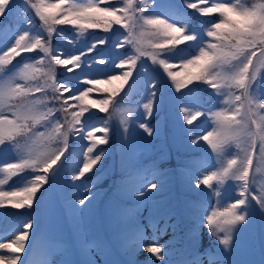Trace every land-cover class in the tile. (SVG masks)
<instances>
[{
    "label": "snow or ice",
    "instance_id": "obj_1",
    "mask_svg": "<svg viewBox=\"0 0 264 264\" xmlns=\"http://www.w3.org/2000/svg\"><path fill=\"white\" fill-rule=\"evenodd\" d=\"M152 2L156 8L160 7L156 0ZM22 3L24 7L20 9V16L25 30L17 34L11 45L0 51V149L11 146L18 153L15 161L0 165V209L33 208L34 203L38 202L37 193L45 185H50L59 174L60 170L57 169L49 175L53 165L68 151L69 136L88 142L81 166L72 176L73 180L82 179L101 162L106 150L96 149L98 145L109 143L108 121L104 122V126H91L95 114L87 117L85 114L90 113L91 109L107 113L115 97L123 90V85L133 79L134 72L137 75L147 73V66L143 63V59H147L163 69L177 93L189 89L190 85L203 83L214 90L213 94L224 105L215 111H192L184 107L180 110L185 114L184 120L188 125H193L200 117L211 122L210 127L199 133L195 129H186L192 144L206 142L216 157L217 166L194 181L195 189L202 190L203 186L219 197L221 187L229 181L235 182L237 199L223 210L216 208L209 211L204 206L192 217L193 231L206 226L208 235L223 246L225 254L230 255L235 247L234 234L240 230V226L249 222L252 202L264 213V190L253 192L250 189L254 159L258 157L257 171L264 168V94L260 92L264 87V77L258 79L260 68L264 67V3L247 5L241 0H213L211 3L209 0H186V8L195 10L199 16L216 17L205 21L199 30L187 20L172 19L167 14L148 11L142 6L143 0H122L119 3H112L111 0H22ZM16 8V0H0V18L14 21ZM33 16L38 17L42 33L31 34ZM59 25H71L79 34L86 29L113 32L118 36L115 49L120 51L131 46V50L120 51L110 72L103 75L85 73V68L91 69L93 63L107 65L108 61L105 58L82 61L86 53L66 55L62 50L54 49L53 36H64L63 30L57 28ZM114 26H117L115 31ZM120 29L124 30L123 34ZM146 37L156 39L146 41ZM107 43V37L95 41L87 52L93 51L97 44ZM182 44H187L188 48H180ZM189 49L194 51L189 52ZM31 53L36 55H24ZM18 57L23 59L17 60ZM173 57L179 58L173 60ZM257 59L260 60L258 66L254 64ZM58 66L64 69L65 77L80 70L73 78L76 81L75 91L66 80H56ZM41 77L43 84L31 83ZM149 88L151 99L143 105L146 119L152 115L153 103L159 91L155 80ZM49 89L53 93L51 97L36 95L47 93ZM94 91H102L106 95L90 99ZM69 92L70 96H64ZM57 113L62 116L58 117ZM130 118L124 117L120 121L125 134ZM37 125L50 131H37ZM138 126L149 136L153 135L147 123H139ZM96 133L104 135L97 136ZM37 139L46 141L48 146L37 150L33 147ZM56 143L63 147H51ZM233 147L235 152L230 151ZM22 148L23 154H19ZM26 171L34 175H23ZM161 175V172L154 171L150 182L132 190V197L141 204L153 200L149 192H158L163 188V181L156 178ZM14 177L20 178L15 190L11 187L5 190V185H9ZM91 187L93 185L89 184L88 189ZM92 198L86 196L78 199L76 203L85 207L75 211L84 212L86 201ZM30 230L35 240L38 228H34V222L29 220L10 242L0 241V250L8 253L0 254V264H27L26 248H32ZM143 238V232L137 229L131 243L163 261L167 254L165 245H145ZM121 243L127 246L128 242L122 240ZM22 257L25 259L22 260ZM89 264H96L95 259ZM104 264L113 262L105 261ZM223 264H228V260L225 259ZM261 264H264V260Z\"/></svg>",
    "mask_w": 264,
    "mask_h": 264
},
{
    "label": "trees",
    "instance_id": "obj_2",
    "mask_svg": "<svg viewBox=\"0 0 264 264\" xmlns=\"http://www.w3.org/2000/svg\"><path fill=\"white\" fill-rule=\"evenodd\" d=\"M50 2H55V0H50ZM79 2H87V0H79ZM111 2L119 3L122 0H111ZM209 2L211 3L213 0H209ZM241 2L253 5L264 3V0H241ZM156 4L160 7L156 8L152 0H143L142 6L146 7L148 11L167 14L172 19L187 20L197 30L202 28L205 21L216 18L215 16L201 17L195 10L187 9L186 0H156ZM16 5L14 21L0 18V51L11 45L17 34L25 30L23 19L20 16V9L24 7L22 0H16ZM204 6L207 5H201V7ZM32 19L34 27H32L31 34L42 33L43 28L38 17L33 16ZM116 27H113V31ZM57 28L63 30L64 36H53L52 45L54 49L62 50L66 55L86 53L82 56V61H94L97 58H105L108 61L107 65L93 63L91 69L85 68V73L103 75L110 72L111 65L119 58L120 51L131 50V46H126L125 50L117 51L114 45L118 36L113 35V32H104L102 29H86L83 34H79L78 30L71 25H59ZM120 33L123 34L124 30L120 29ZM105 37L108 38L107 44H97L93 51L87 52L93 42ZM145 39L146 41L154 40L156 37H146ZM179 47L186 49L188 45L182 44ZM192 51L194 50L189 49V52ZM24 55L34 57L36 53ZM178 58L173 57L172 59ZM22 59L23 57L17 58V60ZM255 62L256 60L254 64ZM143 63L147 66V73L137 75L134 72L133 79L123 85V90L115 97L107 113H100L98 109H91L90 113L85 114L86 117L95 114L90 122L91 126H104V122L108 121L107 126L110 131L108 132L109 143L98 145L96 149V151L105 149V156L91 172L86 173L80 180H73L72 176L81 166L83 152L88 142L86 140L77 141L72 136L68 138V151L59 161L61 163L58 166L60 171L56 176L55 187L58 199L65 210L67 223L76 232H79V228L83 226L87 232L111 236L112 233L129 227L134 223V216L136 215L133 206L141 204L132 197L131 192L133 189L150 182L154 171L162 173L156 178L162 180L164 185L158 192H149V195L153 196L154 199L145 203L154 216L164 214L172 205L176 204L185 213L187 219L193 222L192 217L197 215L202 207L206 206L202 194H207L211 190L202 188V190L194 191V181L208 170L215 169L217 166L216 157L211 148L207 147L206 142L199 141L197 144H192L191 136L186 129H195L199 133L210 127L211 122L207 121L205 117H200L193 125H188L184 120L185 114L180 109L184 107L192 111L207 109L215 111L220 110L224 105L219 103L220 98L213 94L214 90L203 83L190 85L189 89H183L177 93L162 68L151 64L147 59H143ZM177 70L173 69V71ZM78 72L80 70L65 77L63 75L64 69L58 66L56 80H66L67 83L73 85L75 91L76 81L73 78ZM261 77H264V67L260 68L258 79ZM154 80L157 82L159 91L153 103L152 115L146 119V110L143 105L151 99L149 85ZM43 82L41 77L31 83L40 85ZM260 92L264 94V87L260 89ZM36 95L38 97L45 95L51 97L53 93L49 89L47 93H37ZM70 95V92L64 93V96ZM102 95L106 94L102 91H94L90 94V99H96ZM69 103H75V101H69ZM85 104L87 105V101ZM48 106L52 107L51 104ZM57 116L61 117L62 114L57 113ZM128 116L131 118L127 125L128 132L125 134L120 121ZM109 117L112 119L109 120ZM139 123H147L152 129L153 135L149 136L143 129L139 128ZM36 130L50 131V129H44L42 125H37ZM96 135L102 136L104 134L96 133ZM20 140L23 146V138L21 137ZM42 146L48 145L46 141L41 139H37L33 145L37 150ZM51 147L61 148L63 145L56 143L52 144ZM257 150H259V142H257ZM230 151L235 152V148L233 147ZM19 154H23V148ZM17 156L18 153L13 151L11 146H5L0 149V165L15 161ZM258 167L257 157L254 159L253 168L264 182V168L257 171ZM29 174L34 175L30 171H26L23 175ZM19 180V177H14L9 185H5V190L10 187L15 190ZM89 184L93 185L90 189H88ZM234 184L235 182L229 181L228 184L221 187V194ZM48 186L45 185L37 193L38 202L34 203L32 209L18 210L11 207L0 209L1 241L5 240L7 236L15 234L29 220H32L34 224L37 223L40 203ZM86 196L93 197L86 201V210L82 213L76 212L75 209L85 207L78 205L76 201ZM184 198H191L192 201L187 203ZM208 210L211 211L209 208Z\"/></svg>",
    "mask_w": 264,
    "mask_h": 264
},
{
    "label": "rangeland",
    "instance_id": "obj_3",
    "mask_svg": "<svg viewBox=\"0 0 264 264\" xmlns=\"http://www.w3.org/2000/svg\"><path fill=\"white\" fill-rule=\"evenodd\" d=\"M259 63L260 60L257 59L255 65L258 66ZM207 147L210 148V146ZM251 177H254V179H251ZM232 188L219 197L212 193L211 196L206 199L212 210L216 208L223 210L225 208L222 204L224 200L234 201L238 198L235 188ZM250 189L253 192L264 190V182L261 181L254 171L250 173ZM49 194L52 198L55 195L53 184H51L49 188ZM252 204L253 207L249 209V222L246 225L240 226V230L234 234L235 247L230 255L223 252V246L219 245L216 240L212 242L208 240L201 242V236L206 234L208 229L204 226L193 231L194 222L185 221V225L188 226L186 235L183 236L181 234L180 236L178 233L170 237L169 234L176 231L178 224L184 222L178 211L174 210L171 216L172 218L168 219L167 222H160L159 227H153V222L159 221L161 217L154 216L144 204L134 208L136 212L134 216V225L127 230L117 231L120 234L112 235L109 241L100 235L93 237L87 233H82L79 236L74 231L71 232L70 229H67L58 202L51 201L42 212L39 223L34 225V228H38L37 238L35 240H33L30 230V242L33 247L34 244L36 245L39 242L42 243L45 239L41 238V236H44L50 242L52 248L59 249L65 246L68 249L73 247V249L76 250L72 237L73 234L76 240L82 239L79 242L75 241L78 248L83 247L85 250L92 252L91 258L85 261V263H83L81 258L77 255V264H89V261L93 259H95L96 264L100 263V261H97L100 259L111 261L113 264H129L127 255H133L135 252L134 248H138V246L135 243H131V241L135 239L136 230L139 229L143 232V243L145 245H159L161 241L167 239L166 242L171 246L170 248H172L174 253L171 254L165 249L167 254L163 261L151 256L144 262L134 260L135 263L131 264H188V262H192V264H223L225 259L228 260V264H261V261L264 260V254H262V249H264V213H261L254 201ZM83 236L89 238H84ZM14 238L15 236L9 237L4 242H10V240ZM122 240L128 242L127 246H122ZM194 240L196 241L195 244L193 243ZM59 245L63 246L59 247ZM100 247L107 248L108 253L104 256H97ZM41 251L42 250L38 253ZM32 253V248L30 250L26 248V259H28ZM109 253L112 254V257L109 256ZM0 254L8 253L0 250ZM23 259H25V257H22V260ZM101 263H103V261Z\"/></svg>",
    "mask_w": 264,
    "mask_h": 264
},
{
    "label": "bare ground",
    "instance_id": "obj_4",
    "mask_svg": "<svg viewBox=\"0 0 264 264\" xmlns=\"http://www.w3.org/2000/svg\"><path fill=\"white\" fill-rule=\"evenodd\" d=\"M233 201L224 200L223 206L227 207L228 204H230ZM176 232V233H175ZM174 233L169 234L170 237L177 235L179 233V229H176ZM41 238L45 239L44 241L37 243L36 245L32 247L33 253L30 255V257L27 259V264H77L76 262V252L71 249L66 248L65 246L61 247L59 245V249L52 248L50 246V242L46 239V237L41 236ZM167 239L161 241L159 245H165V249L168 250L171 254L174 252L172 251L171 246L168 245L166 242ZM214 241L215 239L208 235L207 233L201 236L200 241ZM170 242V241H169ZM40 250H42L40 253H38ZM136 251L135 255L128 256L127 255V261L135 263L136 261H145L149 257H151V254H147L146 251L141 250L139 248H134ZM78 256L81 258V261L85 263L89 258H91L92 252L85 250L83 247L77 248ZM38 253V254H36ZM106 253H108V249L105 247L99 248V254L97 256H104ZM36 254V255H34ZM109 256L112 257V254L109 253ZM148 256V257H147ZM140 260H139V259ZM100 261V263L97 264H104L105 259L97 260ZM103 261V263H101ZM88 264V263H87ZM160 264V263H158Z\"/></svg>",
    "mask_w": 264,
    "mask_h": 264
}]
</instances>
